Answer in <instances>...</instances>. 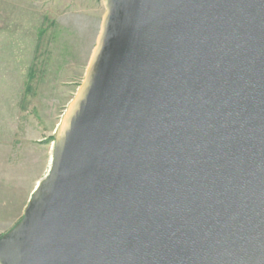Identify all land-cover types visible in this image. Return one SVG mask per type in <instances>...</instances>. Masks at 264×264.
<instances>
[{"label": "water", "instance_id": "95a60500", "mask_svg": "<svg viewBox=\"0 0 264 264\" xmlns=\"http://www.w3.org/2000/svg\"><path fill=\"white\" fill-rule=\"evenodd\" d=\"M102 3L0 264H264V0Z\"/></svg>", "mask_w": 264, "mask_h": 264}, {"label": "rangeland", "instance_id": "374dc122", "mask_svg": "<svg viewBox=\"0 0 264 264\" xmlns=\"http://www.w3.org/2000/svg\"><path fill=\"white\" fill-rule=\"evenodd\" d=\"M103 14L102 0H0V236L50 169Z\"/></svg>", "mask_w": 264, "mask_h": 264}]
</instances>
